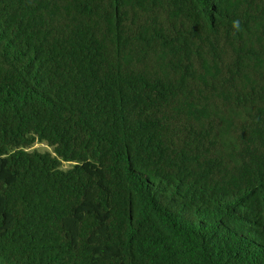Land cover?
Wrapping results in <instances>:
<instances>
[{
    "label": "trees",
    "instance_id": "16d2710c",
    "mask_svg": "<svg viewBox=\"0 0 264 264\" xmlns=\"http://www.w3.org/2000/svg\"><path fill=\"white\" fill-rule=\"evenodd\" d=\"M0 264H264V0H0Z\"/></svg>",
    "mask_w": 264,
    "mask_h": 264
},
{
    "label": "rangeland",
    "instance_id": "374dc122",
    "mask_svg": "<svg viewBox=\"0 0 264 264\" xmlns=\"http://www.w3.org/2000/svg\"><path fill=\"white\" fill-rule=\"evenodd\" d=\"M38 149L40 151H47V150H52V147H50L46 142H37L32 148L33 149ZM66 166H69V164L67 163Z\"/></svg>",
    "mask_w": 264,
    "mask_h": 264
}]
</instances>
